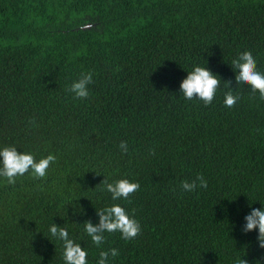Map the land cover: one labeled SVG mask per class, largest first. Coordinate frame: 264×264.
Wrapping results in <instances>:
<instances>
[{"label": "trees", "instance_id": "trees-1", "mask_svg": "<svg viewBox=\"0 0 264 264\" xmlns=\"http://www.w3.org/2000/svg\"><path fill=\"white\" fill-rule=\"evenodd\" d=\"M245 51L264 69V0H0V146L57 156L46 177H0V264H64L53 222L89 264L111 247V264H264L258 230L242 231L264 206V97L231 66ZM194 65L222 76L211 105L180 96ZM88 72L77 99L67 89ZM201 174L207 191L181 190ZM105 178L141 186L112 201ZM112 203L142 231L106 233L98 248L83 223Z\"/></svg>", "mask_w": 264, "mask_h": 264}, {"label": "clouds", "instance_id": "clouds-1", "mask_svg": "<svg viewBox=\"0 0 264 264\" xmlns=\"http://www.w3.org/2000/svg\"><path fill=\"white\" fill-rule=\"evenodd\" d=\"M236 73L235 84L250 86L253 92L258 91L264 97V69L260 68L258 58L252 51L241 53L231 64ZM219 74L214 73L207 65H194L191 71H187L186 77L180 83V96L185 100L199 99L205 104L214 103L218 92L221 90ZM93 83V73L88 72L74 80L67 91L77 99H86L90 96V85ZM230 91L224 97V107L234 109L241 102L242 97L237 95L231 80L227 81ZM123 152L128 151L127 141H121L119 145ZM55 153H48L37 159L31 151H21L15 145L0 146V177L14 184L17 177L30 174L37 178L48 175L50 167L56 162ZM103 191L111 193L112 201H127L130 195L140 189L139 181L121 178L109 182L106 178L100 184ZM180 188L185 193H198L209 189V182L204 175H198L192 180H183ZM264 205V204H262ZM99 217L98 223L87 220L83 223L84 231L91 241L99 248L106 240V233L119 232L124 240L135 239L142 231L141 222L122 203H112L96 210ZM242 231L250 233L258 230V242L264 248V206L251 208L244 217ZM48 233L57 241L62 242V260L64 264H89V252L85 246L77 242L70 235L69 227L53 222L48 226ZM119 255V249L111 247L101 250L97 264H111V260ZM235 264H248L244 258H237Z\"/></svg>", "mask_w": 264, "mask_h": 264}]
</instances>
